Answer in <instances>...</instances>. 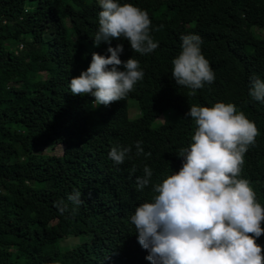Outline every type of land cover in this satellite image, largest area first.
Instances as JSON below:
<instances>
[{"label":"trees","instance_id":"trees-1","mask_svg":"<svg viewBox=\"0 0 264 264\" xmlns=\"http://www.w3.org/2000/svg\"><path fill=\"white\" fill-rule=\"evenodd\" d=\"M120 2L148 12L153 52L141 56L123 39L94 46L96 0H0V264H150L129 216L179 169L195 130L184 118L192 105L232 103L254 123L240 178L264 208V103L247 95L250 76L264 80V0ZM192 33L215 79L189 95L172 79L171 60ZM117 43L119 59L137 60L144 73L133 91L108 106L71 94L69 80L92 53L107 57ZM137 141L147 157L136 154ZM117 144L131 149L119 165L107 157ZM145 165L153 175L137 190ZM73 190L82 202L60 214L56 202ZM256 243L264 255V233Z\"/></svg>","mask_w":264,"mask_h":264},{"label":"clouds","instance_id":"clouds-1","mask_svg":"<svg viewBox=\"0 0 264 264\" xmlns=\"http://www.w3.org/2000/svg\"><path fill=\"white\" fill-rule=\"evenodd\" d=\"M98 29L93 45L126 40L132 52L141 56L153 52L158 43L150 35L148 12L120 0H96ZM156 29H153L155 31ZM180 51L171 60V77L177 86L196 89L211 84L214 72L201 51L198 34L180 36ZM120 43L108 46L107 57L92 53L85 70L69 80L73 95H90L96 105L108 106L124 99L143 78L139 62L119 59ZM122 67L123 70H120ZM247 95L264 103V80L249 78ZM195 124L191 142L181 148L179 169L152 184L151 202L135 207L129 216L136 240L146 251L150 264H264L262 246L256 243L264 229V208L257 202L249 182L240 178L243 155L254 144L257 129L232 103L215 102L211 107L192 105L184 114ZM136 154L145 153L141 142ZM131 151L119 144L107 157L114 164L124 162ZM135 178L137 190L148 186L153 175L148 166ZM66 201L56 202L60 214L69 204L78 206L81 192L73 190Z\"/></svg>","mask_w":264,"mask_h":264},{"label":"rangeland","instance_id":"rangeland-1","mask_svg":"<svg viewBox=\"0 0 264 264\" xmlns=\"http://www.w3.org/2000/svg\"><path fill=\"white\" fill-rule=\"evenodd\" d=\"M20 47V46H19ZM131 106V107H130ZM129 115L131 116V117H133V116H135L136 114H137V111H138V109H137V106L134 104V102H129ZM167 115L168 114H165V115H161V116H159L157 119H156V121L154 122L155 124H159V123H161L163 120H164V118H166L167 117ZM47 149H50V151H53L54 153L55 152H59V150H60V147L58 146V145H49V146H47Z\"/></svg>","mask_w":264,"mask_h":264}]
</instances>
